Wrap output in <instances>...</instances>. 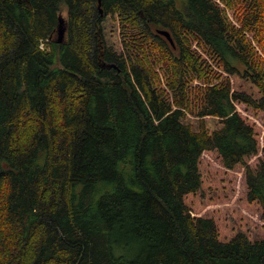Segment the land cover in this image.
Returning a JSON list of instances; mask_svg holds the SVG:
<instances>
[{
    "label": "trees",
    "instance_id": "trees-1",
    "mask_svg": "<svg viewBox=\"0 0 264 264\" xmlns=\"http://www.w3.org/2000/svg\"><path fill=\"white\" fill-rule=\"evenodd\" d=\"M245 108L264 0H0V264H264Z\"/></svg>",
    "mask_w": 264,
    "mask_h": 264
},
{
    "label": "water",
    "instance_id": "water-1",
    "mask_svg": "<svg viewBox=\"0 0 264 264\" xmlns=\"http://www.w3.org/2000/svg\"><path fill=\"white\" fill-rule=\"evenodd\" d=\"M99 7L101 8V0H99ZM157 33L161 36H164L169 41V43L173 47H175L174 40H173L172 35L170 34L169 31L163 30V29H158ZM57 35H58L57 42L63 43L64 39H65V35H66V28L64 27V19L62 17L60 18V23H59ZM111 66H113V65H111Z\"/></svg>",
    "mask_w": 264,
    "mask_h": 264
},
{
    "label": "rangeland",
    "instance_id": "rangeland-1",
    "mask_svg": "<svg viewBox=\"0 0 264 264\" xmlns=\"http://www.w3.org/2000/svg\"><path fill=\"white\" fill-rule=\"evenodd\" d=\"M246 109V108H245ZM247 112L245 113L247 116L249 114L250 117H252V115L254 114L257 117L258 123L260 124L261 128H262V132H264V118H262L261 115H259L258 113H254L251 110L246 109ZM264 134V133H263Z\"/></svg>",
    "mask_w": 264,
    "mask_h": 264
},
{
    "label": "flooded vegetation",
    "instance_id": "flooded-vegetation-1",
    "mask_svg": "<svg viewBox=\"0 0 264 264\" xmlns=\"http://www.w3.org/2000/svg\"><path fill=\"white\" fill-rule=\"evenodd\" d=\"M58 34V33H57ZM57 37H58V35H57Z\"/></svg>",
    "mask_w": 264,
    "mask_h": 264
}]
</instances>
